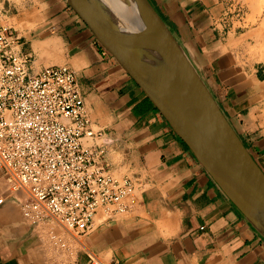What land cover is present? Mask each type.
Masks as SVG:
<instances>
[{
    "label": "crops",
    "instance_id": "obj_1",
    "mask_svg": "<svg viewBox=\"0 0 264 264\" xmlns=\"http://www.w3.org/2000/svg\"><path fill=\"white\" fill-rule=\"evenodd\" d=\"M149 1L264 171V0H239L241 19L226 0ZM0 15L28 33L33 72L64 64L76 73L111 171L136 192L125 214H95L80 249L58 250L53 221L25 220L22 195L0 181V264H264L263 234L67 0H0Z\"/></svg>",
    "mask_w": 264,
    "mask_h": 264
},
{
    "label": "built area",
    "instance_id": "obj_2",
    "mask_svg": "<svg viewBox=\"0 0 264 264\" xmlns=\"http://www.w3.org/2000/svg\"><path fill=\"white\" fill-rule=\"evenodd\" d=\"M24 44L0 26V181L5 194L22 195L21 213L32 225L52 219L83 235L98 211L107 219L128 212L135 187L111 171L76 73L61 65L32 72Z\"/></svg>",
    "mask_w": 264,
    "mask_h": 264
},
{
    "label": "water",
    "instance_id": "obj_3",
    "mask_svg": "<svg viewBox=\"0 0 264 264\" xmlns=\"http://www.w3.org/2000/svg\"><path fill=\"white\" fill-rule=\"evenodd\" d=\"M149 19L181 81L160 85L133 59L130 43L95 0H67L99 45L118 62L205 170L264 236V171L149 0H134Z\"/></svg>",
    "mask_w": 264,
    "mask_h": 264
},
{
    "label": "bare ground",
    "instance_id": "obj_4",
    "mask_svg": "<svg viewBox=\"0 0 264 264\" xmlns=\"http://www.w3.org/2000/svg\"><path fill=\"white\" fill-rule=\"evenodd\" d=\"M101 4L108 20L115 24L130 43L133 59L160 85L181 81L155 31V28L134 0H95Z\"/></svg>",
    "mask_w": 264,
    "mask_h": 264
},
{
    "label": "rangeland",
    "instance_id": "obj_5",
    "mask_svg": "<svg viewBox=\"0 0 264 264\" xmlns=\"http://www.w3.org/2000/svg\"><path fill=\"white\" fill-rule=\"evenodd\" d=\"M226 3L228 4L227 5L228 8H231L234 11L233 13L235 16H237L238 19H241L243 17L245 7L243 6L242 1L226 0ZM0 26L1 27H11V28L15 29L18 32V34L23 38V42H25V38L27 37L28 33L23 30L24 29L23 26L16 24L14 21H11L9 17L4 20L3 17H1V15H0ZM25 47H26V44H24V48ZM48 66H46V67H48ZM61 66H66V65L61 64ZM95 129L100 130V128L98 126H95ZM49 220L53 221L52 219H49ZM47 221H45L44 223H46ZM47 233H48V237H49V240L51 242V245L55 249L67 250L68 248H71V249H74V248L80 249L81 248L80 247L81 243L79 240L80 235L76 234L74 231L66 230L62 225H60L59 223H57L55 221H53V224L49 226ZM52 235H55L58 239H60L62 241L61 243H63L65 245V247L55 246L54 241L51 240Z\"/></svg>",
    "mask_w": 264,
    "mask_h": 264
}]
</instances>
